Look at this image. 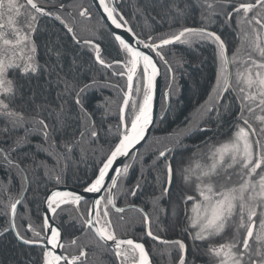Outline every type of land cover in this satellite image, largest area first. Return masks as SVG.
Here are the masks:
<instances>
[{"label": "trees", "instance_id": "obj_1", "mask_svg": "<svg viewBox=\"0 0 264 264\" xmlns=\"http://www.w3.org/2000/svg\"><path fill=\"white\" fill-rule=\"evenodd\" d=\"M208 2L214 4V11L218 13L210 19H206L210 10L205 0H116V5L141 39L171 34L183 27L208 26L225 41L230 59L238 48L243 57L246 44L242 45L238 36L237 17L226 18V13L232 11L231 5L241 0ZM39 3L53 12V16L37 17L36 31L32 35L36 45L35 60L42 66V71L37 77L25 75L19 69H9L12 93L0 95L11 109L25 115V121L15 126L0 115V264H40L41 248L19 241L11 228L10 202L20 199L25 192L15 224L21 236L32 239L34 233L28 226L41 231L43 199L51 187L58 185L56 177H60V184L83 188L92 176L103 151L117 135L120 108L127 91V78L117 74L120 68L114 63L120 57L112 43V33L101 19L80 16V0H39ZM61 5L68 6L74 17ZM56 15L74 28L79 43L55 19ZM23 22L21 16L18 26ZM86 40L100 44L103 58L111 67L95 61V53L84 43ZM55 50H59V57ZM162 55L164 60H159L163 86L165 90L169 89L170 104L148 140L127 160L128 174L115 189L114 196L117 206L131 207L123 213L110 207L111 220L119 237L129 236L147 245L154 264H179L181 255H184L185 264H216L209 253L216 238H192L196 231L190 227L192 202L184 203L180 169L189 164L194 166L195 161L205 163L203 157L212 145L225 142L234 135L239 100L229 91L219 105V114L215 110L207 111L217 100L214 89L219 60L213 43H200L195 39L191 44L174 42L164 47ZM237 67L231 65L233 84ZM47 69H51V74ZM80 89L84 90L81 92ZM77 92L88 115L75 103ZM132 99L139 98L133 93ZM130 107L131 102L126 115ZM260 115L264 113L257 111L248 117L257 130L261 123L255 117ZM58 118L62 124L57 122ZM41 119L50 130L54 129L49 141L44 140L40 125L36 123ZM93 130L99 134L95 143L90 137ZM65 140L78 142L71 153L60 147ZM12 148L15 151H11ZM165 149H171L168 160L174 169L172 186L167 194L161 187L165 160L159 157V151ZM237 179L233 175V182ZM137 182L140 187L132 196L130 189ZM186 195H193L191 189L186 190ZM86 207L89 202H82L81 211ZM144 214L149 217L153 235L174 242L162 243L148 236ZM55 221L63 227L66 238H78V248L70 251L78 254L79 249H83L86 252V257L82 258L84 264H119L112 249L98 243L91 230L78 231L81 218L74 212L62 213ZM177 240L185 244L183 252L175 244ZM126 264H131V258Z\"/></svg>", "mask_w": 264, "mask_h": 264}, {"label": "snow or ice", "instance_id": "obj_2", "mask_svg": "<svg viewBox=\"0 0 264 264\" xmlns=\"http://www.w3.org/2000/svg\"><path fill=\"white\" fill-rule=\"evenodd\" d=\"M205 4L210 10L206 19L218 14L214 11L213 3L205 0ZM99 7L115 28H124L135 37L133 45L130 40L112 33V43L120 57L114 63L120 68L117 74L127 78V91L124 94L123 106L120 108L117 135L103 151L95 171L85 181L83 187V192L105 191L107 195L92 201L89 207L81 211L83 201L81 194L74 190L48 191L45 205L46 212L51 213V216L46 215L43 218L40 232L32 229L31 225L28 226L34 233L32 239L24 238L16 230L17 205L22 201L15 199L10 202L9 208L12 217L11 228L16 230V237L25 244L41 248L40 264H84L82 258L86 257V252L83 249H79L78 254L70 251L72 248H78V238H66L63 227L55 223L60 214L74 212L81 218V227L78 231L83 233L85 230H91L98 243L112 249L119 264H126L129 258L131 264H150L144 244L130 238L119 237L112 223L110 207L115 208L118 213L125 211L124 208L116 207L113 190L119 188L130 167L128 164L123 165V168L114 165L121 157L129 156L132 150L146 139L149 126L153 123V96L159 70L153 56L141 50L140 45L164 60L162 52L165 46L174 42L191 44L195 39L200 43H213L219 60L217 84L214 89L217 100L207 111L215 110L219 114L218 108L224 94L232 91L239 100V114L237 131L229 140L212 145L203 157L205 163L195 161L194 166L189 164L180 169L184 203L187 205L188 202H192L190 227L196 230L192 238L193 240L216 238V242L209 247V253L215 258L216 264H264V115L255 117L261 123L259 130L253 127L248 118L257 111L264 113V0L254 2L241 0L238 4L231 5L232 11L226 13L227 19H231L233 15L237 17L238 36L242 45L246 44L245 55L241 57V49L238 48L232 53L231 59L227 54L225 41L208 26L183 27L171 34L141 39L128 26L123 15L117 12L114 3L110 5L109 0H99ZM61 8H64V5H61ZM79 15L90 18L87 8H82ZM21 16L24 17V22L22 26H18ZM38 16H53V12L41 5L39 0H24L23 3L20 0H0V20L5 21L0 22V95L12 93V81L7 79L9 69H19L25 75L37 77L42 71V66L35 60L36 45L32 40ZM55 19L59 20L67 32L72 34V39L79 43L74 28L59 15H56ZM9 34L13 38H8ZM157 39L159 43L155 42ZM84 43L93 49L97 63L105 67L112 66L103 58L99 43L89 40ZM55 54L59 57V50H55ZM231 65H238L235 84L232 83V72L229 70ZM47 71L51 74V69ZM87 87L88 85H85V88ZM83 90L80 89L81 92ZM133 93L139 99L133 100ZM130 102L131 107L126 115ZM75 103L80 106L81 112L88 115L79 92L76 94ZM0 115L14 126L25 121L24 113L11 109L3 99H0ZM57 122L62 124L59 118ZM36 123L40 125L44 140L49 141L54 129L50 130L49 125L42 119ZM90 137L92 143L99 140V134L95 130L90 132ZM77 143L65 140L60 147L71 153ZM17 144L19 145V141ZM11 151H15V148ZM169 152L171 149L159 151V157L165 160L161 183L165 194L170 191L174 178V169L168 160ZM5 159H8L7 154ZM233 175L238 178L235 182L232 180ZM60 183L61 179L57 176L56 184ZM139 187L137 182L134 188L130 189V194L135 196ZM187 189H191L193 195H186ZM87 203L84 201V204ZM144 220L148 222L147 214H144ZM147 235L158 239L153 236L151 230ZM221 240L223 242H220ZM175 244L181 252L185 250L182 241L177 240ZM179 264H185L184 255L179 257Z\"/></svg>", "mask_w": 264, "mask_h": 264}, {"label": "water", "instance_id": "obj_3", "mask_svg": "<svg viewBox=\"0 0 264 264\" xmlns=\"http://www.w3.org/2000/svg\"><path fill=\"white\" fill-rule=\"evenodd\" d=\"M92 1L95 4V6H96V8H97V10H98L101 18L103 19L104 23L107 25V27L109 28V30L111 31V33L119 34L123 38H125L126 40H130L133 43V45H135V37H133L132 33L127 32L124 28H120V29L115 28V26L111 24V21L107 19L106 14L103 13V9H101L99 7V0H92ZM109 1H110V5L114 3V5H115V7L117 9L116 1L115 0H109ZM117 12L120 15H122L118 11V9H117ZM128 26L130 27L129 23H128ZM80 42L83 43V41H80ZM140 48L146 54H150V55L153 56V59L157 62V67H158V70H159L158 71V75H157L156 80H155V90H154V96H153V114H152L153 115V123L149 126V129H148V131L146 133V139L144 141H141V143L139 145H137L135 149L132 150V153L129 156H127V157H121L117 161V163L114 165V167H119V168H123V165H125L126 161L130 158V156L133 155V154H137V152L142 147V145H144V143L148 140L150 134L152 133V130L154 129V126L156 124V121H157V118H158L159 112H160L161 97H162V94H163V71H162V68H161V64H160V62H159V60L156 57V55H155L154 52H149L148 49L143 48V45H140ZM229 70L232 72L231 66H229ZM164 94H165V100H166L167 108H168L169 107V104H170L169 89H167ZM122 106H123V103H122ZM110 175H114V173H110ZM53 189H60V190H66V191H68V190H74L75 192H77V193H79V194L82 195V197H83V201L82 202H84V201H90V205H91V202L92 201H94L96 199H99L101 197H104V195L106 193L105 191H101L100 193H86V192H83V188H80V187H77V186H73V185H68V184H58V185H55V186L51 187L48 191L53 190ZM113 192H115V189L113 190ZM24 195H25V192H24V194L22 195V197L19 200L22 201L23 198H24ZM46 195H47V193H46ZM19 205H17V210H18ZM116 207H118V208H124L126 210V209H129L131 206L119 207V206L116 205ZM113 209L115 211V208H113ZM17 210H16V213H17ZM46 215L47 216H51V213L46 212L45 197H44L43 203H42V217L44 218ZM11 219H12V217H11ZM55 223H57V222L55 221ZM146 227H147V232L149 230H151L150 229V222H149V220H148V222H146ZM16 230H17V228H16ZM16 230H13L14 233H15V235H16ZM153 236L154 237H157L155 235H153ZM121 238H130V239H133L135 242L143 243L144 246H145V250L148 253V257H149L150 264H154V262L152 260V257L150 255V252H149V250L147 248V245L143 241H139V240H137L135 238H132V237H129V236H124V237H121ZM157 238L158 239H154V240H156L158 242H162V243L174 242L173 240H169V239H164V238H159V237H157ZM18 240L21 241L20 239H18ZM109 243H111V242H109ZM31 246H35V245H31Z\"/></svg>", "mask_w": 264, "mask_h": 264}, {"label": "flooded vegetation", "instance_id": "obj_4", "mask_svg": "<svg viewBox=\"0 0 264 264\" xmlns=\"http://www.w3.org/2000/svg\"><path fill=\"white\" fill-rule=\"evenodd\" d=\"M81 2H82V4L80 5V6H82V8H87L88 9V11H89V13H90V17H94V18H100L102 21H103V19L101 18V16H100V14H99V12H98V10H97V8H96V6H95V4L93 3V1L92 0H80ZM116 1V0H115ZM109 3H110V1H109ZM117 6V5H116ZM64 11L66 12H69L71 15H72V10L68 7V6H64ZM118 9V8H117ZM119 11V10H118ZM120 12V11H119ZM98 16H97V15ZM72 17H74V15H72ZM103 23H104V21H103ZM105 24V23H104ZM105 26L107 27V25L105 24ZM108 28V27H107ZM109 29V28H108ZM110 31V30H109ZM111 32V31H110ZM157 57V56H156ZM158 58V60H159V57H157ZM159 62H160V60H159ZM161 64V63H160ZM162 67V66H161ZM164 92H165V89H164V86H163V94H162V97H161V105H160V112H159V116H158V118H157V121L159 120V119H162L163 117H164V115L166 114V112H167V110H168V108H167V103H166V100H165V94H164ZM163 102H164V105H163ZM157 121H156V123H157ZM156 125V124H155ZM155 127V126H154ZM132 156V155H131ZM130 156V157H131ZM127 162V161H126ZM126 164V163H125ZM107 193H105V195H106ZM104 195V196H105ZM86 202H89V206H90V201H86Z\"/></svg>", "mask_w": 264, "mask_h": 264}, {"label": "rangeland", "instance_id": "obj_5", "mask_svg": "<svg viewBox=\"0 0 264 264\" xmlns=\"http://www.w3.org/2000/svg\"><path fill=\"white\" fill-rule=\"evenodd\" d=\"M21 2V1H20ZM22 3V2H21ZM5 20H6V17H5ZM0 22H5L4 20H0ZM8 38H13L10 34L8 35ZM7 79L8 80H10V78H9V76H8V73H7ZM190 214H191V216H192V211H191V208H190ZM257 226H258V224H257Z\"/></svg>", "mask_w": 264, "mask_h": 264}]
</instances>
